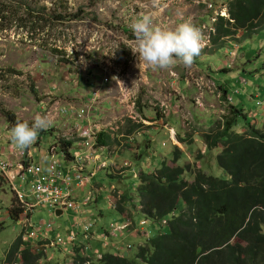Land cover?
Wrapping results in <instances>:
<instances>
[{
	"label": "rangeland",
	"instance_id": "374dc122",
	"mask_svg": "<svg viewBox=\"0 0 264 264\" xmlns=\"http://www.w3.org/2000/svg\"><path fill=\"white\" fill-rule=\"evenodd\" d=\"M228 1L218 0L219 11L224 9L223 12L228 13V10H225L228 7ZM163 2L170 3V0H163ZM125 3L124 0H121L120 4L118 0H0V153L5 150L7 157H12L13 159L9 157L11 160H18L16 156H11L12 152L14 155L25 152L24 157L27 158L30 155L33 163L43 165L44 169L48 168L50 156L55 154L49 148L53 145V139L44 131L40 135V143L35 142L30 149L25 151L14 150L11 144V129L3 111L14 112L19 119L31 124L37 114L46 115L45 112L51 105L63 103L62 101L68 98L62 95L64 88L72 89L73 86L77 88L80 85V80H68V78L76 77L82 71L87 73V70L94 66V59L89 55L94 54L98 58L106 59L105 52L113 53L117 48L119 51L122 47V44L115 43V38L111 34L108 36L104 32L103 37L106 41L102 39L98 41V39H94L93 32L96 30L103 32L104 26L115 30L118 35L125 38L127 33L121 30L117 24L110 23L108 20L112 13L118 12L121 15L119 9ZM135 6L141 8L138 4ZM196 10L200 16L209 13L203 6L197 7ZM169 13L171 16L173 15L172 12ZM75 14L78 16L75 17ZM56 17H63V19L57 20ZM204 21H208L205 26L202 23H196L205 37V47L201 54L195 58L194 64L191 67H185L178 63L175 67L167 70L148 69L145 75L149 76V84L143 83L139 88L137 98L129 101L133 107V112H129V118L126 119L129 120V123H125V126L119 125V128H116L117 124L113 125L115 129L111 132L114 133L109 147L103 149V147L94 146L90 149V153L92 152L90 155L82 152L80 144L75 143L78 146L76 150L73 149L74 154H79V164H84L80 171L84 180L83 185L89 180L83 189L76 192L80 195V201L89 196L86 205L81 209V214H85V209L89 211L76 220L92 222L94 230L104 227L116 238L105 237L103 241L106 248L99 254L94 250L91 236H89L90 241L84 238L72 244L51 245V239L54 240L57 236L64 237L73 231L80 233L78 232L80 226L72 224L73 212L67 210L61 216L56 217L52 215L51 208L37 206L31 215L33 228L26 231L23 228L25 223L19 225L14 218L10 217V208L20 206V204L7 179L0 177V224L4 226L0 230V264H5L3 261L6 252L17 237L29 245L31 252L41 254L38 264H75L77 256L75 248H80L82 258L87 260L86 264H95L102 257V253L119 256V252L115 251L121 245L114 249L115 246H112L111 242L114 240L122 242L124 235H120L119 233L122 231H117L112 227L116 228L124 221L113 208L112 203L116 204L123 194L122 192L128 191L134 196V205H129L130 210L132 209L134 212L138 210L136 207L139 204L136 197V185L139 178L135 176V170L137 172L142 168L150 170L152 164L157 167L164 160L172 159L174 167L189 164L193 169L200 168L212 176L221 179L227 177L226 172L218 166L216 161L220 150L207 152L206 143L196 140V138L201 139L203 133L206 132L201 129L200 125L204 124L213 128L215 120L218 118L214 108H218L220 105L217 96L221 93V89L216 87V84L227 89L229 95H233L237 100L239 98L243 100V96L247 95L249 91L256 92L253 105L247 102L243 104L239 100L235 102V105L243 110L255 111L258 113L257 115H260L259 120L264 121V28L251 39H244L241 42L230 39V43L226 42L221 48H211L210 33L214 21L211 22L208 16ZM83 34L86 40L80 44L78 40ZM241 35L240 32L238 37ZM130 38L136 39L135 34L130 36L129 33ZM122 52L123 54L129 53V47L125 43H123ZM232 52L235 56L231 55ZM62 60H66L67 63ZM107 68L112 71L109 65ZM63 70H66L64 76ZM173 70L178 73L181 79V87L185 88L186 78L191 81L192 87L188 90L185 89L187 92L183 93L184 97L175 92L171 88L172 86H167L168 79H165L166 85L161 93L160 88L163 86V82L156 80V83L151 79L154 73H163L165 78H168L173 75ZM102 71L104 72V68ZM98 76L103 77V73L100 71L99 75L95 73L90 80ZM196 84L198 90L194 86ZM83 86L87 89L93 88L92 85L90 87V84ZM59 89L60 91H58ZM238 90L242 95L236 94ZM191 93H197V104H195ZM257 94L261 96H257ZM221 95L225 97L224 92ZM170 97H173L174 102L179 103L180 106H176L178 112L172 113L170 110L169 116L165 113L168 111L158 104V99L163 98L162 101L165 102V100L169 101ZM131 101L135 103L133 104ZM42 102L47 103L49 107H43ZM61 107L65 108L62 104ZM86 114H81V120ZM157 114H160L158 118H164L166 123L170 117L179 119L174 125L177 126L179 134L186 143L184 144L180 139L185 145V150L180 142L172 141L169 132L163 126L147 123L150 119L147 118L148 116L156 118ZM219 114L224 117L227 113ZM251 118L252 116L250 120ZM257 118L253 115V119ZM246 124L245 117H240L235 131L243 134L247 130ZM156 126L159 127L156 128ZM62 128L61 126L59 129L48 128L47 130H51L52 135H55L54 139L57 137L56 140L59 142L62 137L64 139L78 140V137L81 139L80 134H77L78 136L75 134L64 135ZM77 128L79 129V127ZM68 133H74L72 127H69ZM41 144L45 145L40 146ZM176 146H179L184 153V157L178 163L173 160ZM135 147L145 158L143 163L136 160ZM57 159L64 161L61 154H58ZM185 179L192 181L194 178L192 175L186 174ZM16 183L21 186V189L26 187V184L21 180ZM99 209H103V216L99 215ZM182 211H184V203L181 201L175 214L180 215ZM144 219L147 220V223L141 225L140 222ZM47 223L52 224L51 232L46 230ZM134 223L138 233L135 236L126 237V241L123 242L126 245L129 244L127 250L132 260L137 259L138 247L147 239L145 234L139 233L140 230L141 232L146 231L149 238L169 230L167 223H155L140 212L134 214ZM30 232L33 233V238L29 237L31 236ZM43 238L45 240H42ZM25 246V244L22 245L21 249ZM126 253L124 252L123 256ZM13 262L22 264L19 258Z\"/></svg>",
	"mask_w": 264,
	"mask_h": 264
},
{
	"label": "trees",
	"instance_id": "16d2710c",
	"mask_svg": "<svg viewBox=\"0 0 264 264\" xmlns=\"http://www.w3.org/2000/svg\"><path fill=\"white\" fill-rule=\"evenodd\" d=\"M228 13L229 17L219 15L214 22L211 48H221L230 39H251L264 28V0H229ZM228 112L201 137L207 152L220 150L216 161L227 177L212 176L189 164L174 167L168 160L153 171L135 170L139 178L138 210H130L134 196L128 191L116 201L115 209L123 214L128 206V216L140 212L155 223H167L169 230L140 245L136 260L123 256V252L119 256L105 253L95 264H264V129L253 124L242 109L231 106ZM3 115L10 129L17 120L22 121L11 111H3ZM242 116L247 120V130L240 134L235 128ZM44 131L53 139L49 148H54L56 156L61 154L62 162L73 161L77 140L62 137L59 142L51 130H43L40 135ZM40 135L36 143H40ZM112 139L108 132L98 133L95 146L107 148ZM183 157L176 146L174 162ZM186 174L193 176L192 182L185 179ZM181 201L184 211L176 215ZM10 211V217L17 220L23 208L12 206ZM3 227L0 224V230ZM75 253V264H86L80 248H75ZM40 256L17 237L3 262L14 264L19 258L22 264H38Z\"/></svg>",
	"mask_w": 264,
	"mask_h": 264
},
{
	"label": "crops",
	"instance_id": "0c3cea01",
	"mask_svg": "<svg viewBox=\"0 0 264 264\" xmlns=\"http://www.w3.org/2000/svg\"><path fill=\"white\" fill-rule=\"evenodd\" d=\"M124 1L126 2L128 0H124ZM148 2H150V4ZM172 3H173V5H172ZM132 4H134V6H135V4H138L141 6V8H138L136 6L137 12L135 14H133L131 12L129 13L131 18L130 17L129 18H123L118 12L112 13V15H110L108 18L110 23L114 22L115 24H117L119 26V28H121V30H123L125 33H127L126 37L124 38V41L127 43L123 42L127 46H130V45L135 43V42H133V39H131V38L129 39V33H130V36H132V34H134V32L132 30V24L139 17V15L141 13H145V14L154 13L155 14V20H154L155 24L158 26H164V27H175L178 23L182 22L183 20H191L195 24L196 23H202V25H204V24L206 25L208 21L207 22L204 21L205 17L208 16L210 20L212 17V12H210L204 4H198L195 0H170V3H164L163 0H161V7L160 8H155L153 6H150V5H152L151 0H133ZM146 4H147V6H144ZM171 6H173L172 9H170ZM200 6L205 7L207 9V12H209V13L206 15L200 16L198 11L196 10V8L200 7ZM100 10H101V8H100ZM169 12H172L173 15L171 16ZM102 14H104V13H102ZM99 33L102 34L103 32L99 31ZM102 40L106 41L105 38H103ZM227 42L230 43V41H227ZM123 43H122V47H123ZM122 47L120 48V50L118 52L119 57L114 63L111 62V60H112L111 59V55H112L111 51H110V53H107V52L104 53L106 55L105 56L106 59H103V57H100V56H99L100 58H98L96 55L92 54L89 56L92 59H94V61H93L94 66L89 68L87 70V73L82 71V73H80V75L77 74L76 77L74 76L73 78H68V80H72V79L80 80V82H79L80 85L77 88H75V86H73L72 89L71 88H67V89L64 88L62 95H63V97H68V98L64 99L62 101L63 103H61V104L64 105L66 108L61 107V104L57 103V104L51 105V107H50L51 109H48V111L45 112L46 115L50 116L51 121H52L49 128L59 129L62 126L63 127L62 132H64L63 134H71V135L75 134V135H77V134H79L77 132V130H78L77 127H79V129H83V128L94 126L96 129V133L97 132L98 133H101V132L111 133L114 130L113 125L117 124L116 128H119V125L125 126L126 124L129 123V120H126V119L129 118V112H131V113L133 112L132 104H129V101L131 99L137 98L136 96L139 94V88L143 83L149 84V76L145 75V72H147V70L150 68L144 67V66H139L140 62L138 59V54L134 55L130 48H129L128 54H123ZM129 55L131 56L130 59H129V57H130ZM236 57H234V58H236ZM104 61H105V63H104ZM108 65L110 66V69L112 70L113 73L117 72L115 77H117V74L119 73L121 80L116 79L114 76H111L110 81L107 83H104L103 77H100V76H98L97 78H95L93 80H90L91 77L95 73H98V75H99V71L102 72L104 75V72L102 70L105 67L107 68ZM65 73H66V70H63L62 71L63 76L65 75ZM160 75L163 77H161ZM135 78H141V79H138V81H134ZM151 79L155 80V81L157 80L158 82L159 81L163 82V86H161V88H160V93L162 92L164 85H166L165 79L166 80L168 79L167 86H170V87L172 86L171 88L174 89L175 92L182 95L183 97H184L183 93H186L188 88L190 89L192 87V85H190L191 81L188 80V78L185 79V84H186L185 88L181 87V82H180L181 79L179 78L178 73L174 70H173V75H170L168 78H165V74H163V73H161V74L160 73H158V74L154 73L152 75ZM171 79H173V80H171ZM157 81H156V83H157ZM213 83L216 84L214 81H213ZM87 84H90V87L92 85L93 88L87 89L83 86V85L86 86ZM194 86L198 90V85L196 84ZM216 87L221 89V93H219L217 96V98L219 99L220 105L218 108L217 107L214 108V109H216V113L218 116V118L215 120L216 121L215 125L219 122V120L223 119V117L219 116L220 115L219 113L225 112L228 114L229 113L228 109L231 106H234L238 109H242L238 105H235V102H237L238 100H239V102L240 101L243 102V104L246 102L249 104H252V105L254 104L253 101H254L256 92L249 91V93L247 95L243 96V100H242V98H239L238 100L236 98H234L233 102L229 103L227 97H222V95H221L223 92L225 94H226V92L228 93L227 89H225L223 86H218L217 84H216ZM94 89H98L100 91V98L97 101L95 109L93 111L87 113L86 116L82 120H81V118H78L76 115H73L72 113H68L67 107L71 104L72 105L74 104L75 106L78 105L77 107L79 110L85 108V106H86L85 104L93 96V90ZM185 89H187V90H185ZM109 90H111V92H108ZM58 91H60V89ZM91 91H92V95L90 96ZM52 93H54V92H52ZM197 93H191L193 99H195V104H197V102H198L197 95H196ZM240 95H242V93H240ZM257 96H261V95L257 94ZM162 99H158V101H159L158 104L163 106L166 109V111H168V112H165L167 115H169L170 110H172V113L178 112L176 106L179 107L180 105H179V103L174 102L173 97H170L169 101L165 100V102H164V100L162 101ZM196 99H197V101H196ZM131 102L133 104L135 103L133 101H131ZM41 104L43 107H45V105L48 106V104L44 103V102H42ZM221 107H222V109H220ZM62 108L64 109V111H66V114H60V110ZM165 109H163V110H165ZM244 111H245L244 114H247L249 119L252 116L250 121L253 124L258 126V128L264 127V121L261 122L259 120L260 115H257L258 113H255V111H253V110H250V111L244 110ZM158 115H160V114H157L156 118L148 116L147 118H150V119L149 120L146 119V120H148L147 123L153 124V125L158 124L160 126H163L165 129H167V132H169V134H171V130H172V134L170 135V138L172 139V141L180 142L183 150H185V145H183L182 142L180 141V139L182 141H183V139L178 132L177 126L174 125V123H176L179 119L177 117H170L167 119V123H166L165 122L166 120L164 118L163 119L158 118ZM253 115H255V117L256 118L258 117V118L253 119ZM130 116L133 117V115H130ZM56 118H57V120H56ZM107 118H109V119H107ZM69 127L73 128L74 133H68ZM158 127L159 126H156V128H158ZM200 127L204 131L211 130V127H207L204 124L200 125ZM127 131H129V130L127 129ZM113 133H111V136H113ZM77 139L80 140V141L77 140V142H78V144H80V147H82V149H81L82 152H84L85 154L91 155L92 152L90 153V147L87 148L85 146H82V140L79 137ZM130 140H133V139H130ZM196 140H201L202 142H204L203 139H197L196 138ZM183 142H184V144H186L185 141H183ZM78 144H77V146H78ZM137 147L139 148L140 144ZM135 149H136V154H135L136 160H138L139 163H143L145 158L142 157V155H141L142 153L140 151H138V149L136 147H135ZM2 153H6V151L3 150ZM74 155H77V154H74ZM11 156H15V155H11ZM10 158L13 159L12 157H10ZM168 161H169V163H172V159H170ZM103 163H102V165H103ZM105 165H106V163H105ZM101 166H98V167H101ZM158 167L159 166L154 167V164H152L150 170H148V171H153ZM142 170H146V169L142 168L139 171H142ZM87 181H89V180H87ZM87 181H86V184H87ZM192 181H190V182H192ZM86 184H84L80 188L77 187V189L74 191L75 198L79 202H80V195H78V193H76V192L80 189H83L86 186ZM87 198L89 200V196L84 198V199H87ZM94 201H96V200H94ZM112 206L115 209L116 204L113 205V203H112ZM125 207H126V212L123 214H120V217L123 219L124 222L122 224H118V225L123 226V225L129 224L130 222L132 223V225L129 228H127L126 230H122V233H119L120 235H122V234L124 235V237H122L123 239L121 240L122 242L114 240L111 242V244H112V246H115V247H113L114 249L116 247H118L119 245H121L120 248L123 249V252H127L128 256H129V251L127 250V247L129 248V244L126 245L123 242L126 241V237L135 236L138 233V231L135 228L134 214H132L131 216H128L129 208H128V206H125ZM88 211H89L88 209H85L84 213L86 214ZM85 214H77V215L72 214L71 219L72 218L74 219L76 217L79 218L80 216L85 215ZM61 215H62V212H61ZM99 215L100 216L104 215L103 209H99ZM56 217H59V216H56ZM129 218L131 220H129ZM128 220H129V222H128ZM78 222H81V221H78ZM72 224H73V221H72ZM80 228L78 231L80 233H79V236H78L76 242L79 239L85 238L83 232H81L82 228L81 229ZM139 233L145 234V237L147 239L149 238L147 236L146 231L141 232V230H140ZM89 236H91V242L94 245V250H96V252L98 254L101 253L106 248V246H105L106 244L103 241V239H105V237L108 236L109 238H111V237L116 238V236L109 233L108 230L105 229L104 227H101L98 230L92 229L89 233ZM89 236H88V238H86L88 241H90ZM147 239H145V241L143 243H141L140 245L145 244ZM70 250H72V249H70Z\"/></svg>",
	"mask_w": 264,
	"mask_h": 264
},
{
	"label": "built area",
	"instance_id": "2783aa9c",
	"mask_svg": "<svg viewBox=\"0 0 264 264\" xmlns=\"http://www.w3.org/2000/svg\"><path fill=\"white\" fill-rule=\"evenodd\" d=\"M133 0L126 1L125 5L122 6L119 9V12L121 13V16L123 18H129V13L135 14L137 12L136 6L132 4ZM198 4H204L206 8L212 12L211 22L216 21L217 17L221 14H225L222 16L229 17V13L223 12L221 9L219 11L217 7L218 0H196ZM118 3H121V0H118ZM150 4V2H148ZM144 6H147L144 5ZM225 10H228V8H225ZM131 18V17H130ZM96 25V24H95ZM205 26V24L203 25ZM213 29V27H212ZM103 33L100 34L99 31H94V39H98V41H101L103 39V34L106 32L108 36L110 34L115 38L116 44H122L124 41V38L121 35H118L115 30L104 27L102 29ZM112 37V38H113ZM113 38V39H114ZM86 37L83 36L78 40L80 44L82 41H85ZM136 39H133V42H135ZM127 43V42H125ZM118 49L117 48L111 55L112 62L114 63L118 59ZM232 56H235L234 53H231ZM117 72L113 73L112 71H109L108 68H104V75H103V82L107 83L110 81L111 76L116 75ZM118 80H121V77L119 73L117 74V77H115ZM138 79L141 78H135L134 81H138ZM108 92H111L109 90ZM240 90L236 91V94H240ZM100 98V91L98 89L93 90V96L92 98L85 104V108L79 110L77 106L75 105H69L67 107L68 113H72L73 115H76L78 118H81V114L83 113H89L95 109L96 103ZM234 96L229 95L228 96V102H233ZM49 107V106H45ZM51 107V106H50ZM49 107V109H51ZM66 108V107H65ZM48 109L46 110V112ZM60 114H66V111L62 108L60 110ZM115 129V127H114ZM81 136L82 140V146L85 147H92L95 146V139L96 135V129L95 127H87L83 129H78L77 131ZM172 134V130H171ZM64 135H70V134H64ZM51 152L55 153L54 148H51ZM12 152V151H11ZM11 155H14L12 152ZM18 160H11L9 157L5 155V153H0V177H5L10 184L12 190L14 191L16 198L18 200V203L20 204L19 207L23 208V212L21 216L17 219V222L19 225H23L25 223L26 231L29 230V228H33V224L31 223V215L33 213V210L37 206H47L51 208L52 215L55 216L56 211L62 212V214L70 210L73 212V214H81V209L83 206L86 205V202L88 199H83L80 202L75 198L74 191L76 187L83 186V176L80 173L81 167L84 164H79L78 155H75L74 160L69 162H62L59 159H57L56 154L51 155V159L49 162V166L47 169L43 168V165L41 164H35L31 160L30 155L26 157L25 152L21 153L20 155H15ZM21 180L23 183L26 184L25 188L21 189V186L17 185V181ZM77 218V217H76ZM74 218L73 224L76 226H80L82 228V232L84 234L85 238H88L90 231L93 229L94 224L92 222H78ZM146 220H143L141 224H145ZM43 224V223H42ZM128 227V224L123 226H118L116 228H113L117 231H122L125 228ZM52 224L47 223L46 230L52 231ZM31 236L30 238H33V233H29ZM79 236V233L77 232H70L68 235H65L64 237L57 236L56 239L50 241L51 245H64L65 243L72 244L76 242L77 238ZM42 240H45L44 238Z\"/></svg>",
	"mask_w": 264,
	"mask_h": 264
},
{
	"label": "clouds",
	"instance_id": "9594fccd",
	"mask_svg": "<svg viewBox=\"0 0 264 264\" xmlns=\"http://www.w3.org/2000/svg\"><path fill=\"white\" fill-rule=\"evenodd\" d=\"M151 3L155 8L161 7V0H151ZM154 20V13H141L132 24L136 40L128 47L134 55L138 54L139 66L167 70L180 63L185 67H191L205 47V37L200 28L191 20H183L175 27L158 26ZM51 122L49 115L41 114H37L31 124L28 121L17 120L11 129L13 149L19 151L30 149L38 140L40 132L47 130ZM131 225L130 222L127 228ZM118 226L120 225L116 227ZM115 252L121 253L123 249L118 248Z\"/></svg>",
	"mask_w": 264,
	"mask_h": 264
},
{
	"label": "water",
	"instance_id": "95a60500",
	"mask_svg": "<svg viewBox=\"0 0 264 264\" xmlns=\"http://www.w3.org/2000/svg\"><path fill=\"white\" fill-rule=\"evenodd\" d=\"M55 215H56V216H60V215H61V212H60V211H56V212H55ZM125 256L127 257V256H128V253H126Z\"/></svg>",
	"mask_w": 264,
	"mask_h": 264
},
{
	"label": "bare ground",
	"instance_id": "6f19581e",
	"mask_svg": "<svg viewBox=\"0 0 264 264\" xmlns=\"http://www.w3.org/2000/svg\"><path fill=\"white\" fill-rule=\"evenodd\" d=\"M59 111V110H58ZM49 114V113H48ZM59 115V114H58ZM56 120H57V118H56ZM81 161V160H80ZM82 162V161H81ZM81 165V164H80ZM85 170V169H84ZM82 173V172H81ZM84 175V174H83Z\"/></svg>",
	"mask_w": 264,
	"mask_h": 264
}]
</instances>
